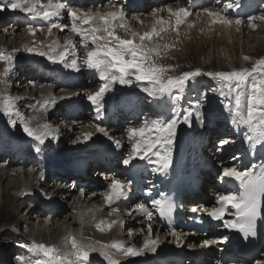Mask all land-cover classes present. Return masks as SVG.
I'll return each mask as SVG.
<instances>
[{
    "label": "bare ground",
    "instance_id": "6f19581e",
    "mask_svg": "<svg viewBox=\"0 0 264 264\" xmlns=\"http://www.w3.org/2000/svg\"><path fill=\"white\" fill-rule=\"evenodd\" d=\"M95 1L96 0H62V2L68 3L71 7L83 11L90 10L92 12L104 13V12L116 10L121 7L118 0H104L103 2H101L102 0H97L96 3ZM173 1H176L177 3L170 4L169 2V4L165 5L167 0H158V1L148 0L142 7L133 5L129 8H126V10L124 9L126 13L125 20L127 22L129 31H125V30L121 31L120 29H117V33L121 37H123L125 34L124 37H127L129 39L131 38L130 36L131 33L134 31L143 34L144 32L151 31L154 26L159 30L162 27V25L158 24L157 21L160 18H163L164 20L170 21V25H165L168 32L169 30H171V32H175L174 36L176 37L181 36V31L179 30V28L178 30L175 28V17L171 16L169 13H167V15H170L169 17L166 16L165 18L164 15L166 14V12H168L167 11L168 8L173 9V11H176L179 8H187V5L185 4L186 0H173ZM239 1L242 2V0H233V1L229 0V3L237 4ZM261 1L263 2V0H259V2ZM206 2L207 1H204V3ZM207 3L208 4L200 8H197L192 12L188 10L191 13V15H189L185 19V22L183 23L185 28H183L182 32L189 34V31L193 29L191 26L195 23V18L197 16L199 17L200 15L202 16V14L204 16L202 18H205L206 15L209 21H207L206 26H204L205 32L209 28L210 30H214V29L218 30L217 33H219L220 35V37H218L219 38L218 42L222 46L221 53L225 58L228 57L229 59H231V55L228 50L229 44L231 43L233 44V42H235L236 40L241 39L243 35L244 37L247 34H248L247 36H249V33H251V30H253L254 27H251V23H249L248 18L249 17L259 18L257 12L259 10H262L260 4L258 5V10H256V12L253 13L252 15L246 17H236L233 13L236 7H233L227 10L226 12H224L223 10H219L218 5L213 1L210 2L208 1ZM247 5H249V3H247ZM148 6H152L150 10L151 15L144 13ZM6 9L9 12L6 11ZM205 9H210L211 11L214 12H221L222 15L227 17V19L232 20L233 24L227 25V24H221L219 22L212 23V17L207 15ZM4 11L5 13H8L7 21L6 24L3 27H1L0 30H4L3 32H5V30L8 31L4 33L5 36L14 34V37H20L21 41L23 42H28L30 39L31 41H34V43H36L35 46L38 47L41 46L42 50L44 51H48L49 50L48 46L51 45L54 41H58L60 45H65L68 39H72L77 44V54L79 56H84L83 54L85 53V49L81 43V37L78 34L73 33L70 27L64 29L63 31H61L60 29H53L52 33L49 34L48 32L49 23L47 21H43L40 19L33 20L30 16H27L21 11L11 10L8 9L7 7L4 9ZM21 13L23 14V16L20 15ZM143 13L145 14V16L143 15ZM154 13H156V15H154ZM237 19L243 21L239 26H237L234 23V21ZM255 20H253L252 22H254ZM53 22L70 24V19L68 18L67 14L63 13L59 20H56L54 18ZM29 23H31L32 26L36 29L34 35L29 32L28 28L25 29L23 32H17V30L21 28L19 26L23 24L28 26ZM39 24H42V27H38L37 25ZM142 25H144L145 27L142 28L141 27ZM41 29L43 30L41 31ZM247 40L249 41L250 39L248 38ZM90 45L91 43L88 45L89 49L91 48ZM247 53L249 54L248 50L244 49L242 55L246 56ZM48 62L51 63L45 65L48 66L50 70L43 65L44 63L41 62H39V65H36V63L32 62L33 64L28 65L25 67V69H23L24 77L21 79V81L16 86V88L17 89L25 88V90H29V94L27 95L25 94V97H20L18 103L24 102L26 103V106L28 108H32L30 107L31 105L29 106L27 105V103L29 104L33 102L34 97L32 95H39V94H44L45 100H47L48 98L57 99L55 105H51L52 108L51 110H49L47 117L50 116L49 118L52 123L56 122L59 124L58 137H61L59 139H61L64 142L65 141L69 142V140H71L73 146L77 145L78 143H82L85 146H90L93 149L87 147L88 149L86 151L81 152L80 147L79 148L75 147L71 150L75 152V154H77L75 156L76 159L73 160L68 159L67 163H63L62 160L64 158H59L58 156L57 158L54 159L52 158L49 160V162H46L44 161L43 155L41 154L36 155L32 153L29 148L26 149L24 142L21 141V138L18 135H15L17 133L14 130L12 131L6 130L5 125L2 124L3 129L0 130V136L2 135V138L0 139V144L1 146H3L4 153L2 154V156H0V158L4 157L5 160H2L4 164L2 162H0V164H3L4 166L7 167L10 166V164L12 165L13 163L17 164L18 162L20 163L19 167L24 165V167L26 168L24 167L18 168L14 166L16 167V171L7 168H5V170L4 169L2 170L0 168V170L3 171L0 173V179L1 180L4 179L8 181L11 180L10 178L11 176L13 177L14 175L16 177L17 175V178L13 182L14 185L13 186L10 185L11 188L17 187L18 186L17 182H22V184H26L28 182L31 184H28V186L26 185L28 190L27 192H29L32 186H34L35 184H38L40 188L43 191H45V192L42 191L43 193H41L44 196L43 199L40 198V200L37 201L38 199L35 198L33 202L31 201L30 203L24 202V204L34 205V206H30V211H34L36 214H38V215H33L36 216L37 219L40 217L41 213H43L44 210L43 208H47L50 211L49 217H51L54 227L53 228L49 227L47 229L48 226H45L46 228L45 229L41 228L42 230L40 229V231H46V230L51 231V229L55 230L54 232L51 233V234H56V236L54 235V240L59 236L58 241L60 239L61 242L64 243L65 248L63 249L64 251L68 250L66 253L70 254L69 257L71 260L74 259V257L71 255V251H72L71 237L73 236H75L76 239L81 243L96 245L98 249L100 248L101 245H112L114 242H121L125 246L136 245L137 247H141L143 246L146 239L151 238V239L159 240V247L157 248V251L155 253H151L147 255L143 254L141 256H137L135 259H131L130 257H125L120 249L114 247H108L104 249V251H107L113 258L117 260L120 259L122 261L121 264H182L183 259L180 260V257H184V256H186V260L184 261V264L185 263L219 264V261L216 260L214 257L216 252L214 248V244L208 247L203 246L204 241L211 239L204 238V236L200 237V234L194 231L183 232L182 230L175 231L178 234V238L177 236L173 235V230L170 231L171 234L165 237V233L163 232L162 228L159 225H156L153 221L151 222V220H149L148 218L141 216L135 199L138 197L136 196L134 191L128 194V198L126 200L118 201L116 202V204L111 206L108 205L104 199L103 194L108 191L107 185L114 179H118V180L122 179L121 173L117 172V169H119L118 166L117 167L115 165L113 166L111 165V163L115 161V158L119 154H122L126 157L129 156L130 153L132 152V144L134 143L133 140H130L129 137L125 135L124 131L118 130V125H120V127L123 126L129 127L128 130L136 127V126L132 127L131 125H129L131 120L128 121L129 118H126L123 115L122 106L129 101L135 104L141 92L139 91V93H132V92H137V91H132L130 93H126L124 96H120L119 98H115L114 95H112V97H109L107 99L105 98L103 101V109L99 113L96 110V106L92 105L91 107L95 106V108L91 109L90 112V115L94 116L92 117L93 121L84 124L86 123V119H88L87 117L88 110L84 112L85 108L83 106V102H84L83 95L86 96L87 94H91L94 92L95 90L94 85L96 84L97 80H100L98 73L96 72L95 74L97 76L95 81H92V79L90 78V80L92 81L91 82L89 79H87V77L83 76L84 74H80V76H82L81 78H78L77 75L80 72L82 73V70H84L83 73H90L91 71L94 70H88L82 67L81 71L77 72L71 68L63 66V64L61 65L60 63L53 64L52 61H48ZM61 69L63 71H61ZM19 74L20 71L17 72L15 75L12 74L13 79L19 78L20 77ZM54 74L56 78L51 77ZM60 85L71 86L72 90L70 89V92L69 90H65V91L60 90L59 92L58 90L62 89V87H59ZM75 94H79V95H75ZM141 96L143 97V95ZM181 96L182 98L180 100H176L173 99L172 97H168L166 98L165 101L158 104L160 105V107H158V110L162 111V113L165 115L164 118L166 119L170 118L173 110L181 114L180 109L182 108V106H184L183 108H185V104H183V102L185 103L186 101L191 100L189 98L187 99L184 90ZM148 102H152V101L150 99H147L145 103ZM66 105H68L70 111H67V109L59 111V109L62 106L65 107ZM140 107L141 106L136 104L132 112L138 114L139 112L142 111ZM151 107L155 108L153 106ZM196 107L197 105L196 106L191 105V107L189 105V107L186 110H183L182 113L190 109H194ZM39 114L40 113H38L37 115ZM182 115L183 114H181V116ZM47 117L45 116L43 118L44 124H46L45 121ZM5 118H7V115H3V117L0 119L3 120L4 124L6 122L4 121ZM47 120L49 121V119ZM6 124L8 123L6 122ZM97 125L104 128L107 132V135L98 132ZM215 126L217 127L215 128ZM227 128L229 130V127ZM235 128H236L235 130L236 133H238L240 137H244L243 140H246L245 134L247 131V126L237 124L235 125ZM79 129L84 133H80V131H78ZM220 130H221L220 123L217 122V120L214 121L208 118L207 119L204 118V116L201 113V110L199 109V116L195 114L193 115L191 126H188L183 123L179 125L177 129L176 139L174 141V145L172 148L171 164L166 171L164 172L158 171V173H160L159 175H162L163 177H165V179H168L169 177L166 176V174L172 175L174 173L173 166L176 165L175 166L176 168L178 166L177 163L178 161L179 164L180 161L182 162V164L183 162H185L184 165L187 164L188 168L194 166L196 167V170L200 169L198 173L195 172L197 179L200 180L198 182L199 188H201L202 192L204 191L209 192V188L213 186L211 183L213 171L209 169L214 167L215 164L212 163H214L213 162V160L215 159L214 156H216L215 153L213 154V157L211 156L213 153L211 151V148H213L216 145L215 140L218 139L219 142H223L221 135L216 136V134H220L219 132ZM228 130L226 129V132H229ZM85 133H93V136L91 137V139H85L84 138ZM207 133L208 135L205 136V134ZM7 137H10L11 140H9V138ZM232 137L234 138L233 135ZM227 138H230V136H227ZM27 140L29 141V143H27L28 145H32V144L36 145L37 143V141H35L34 139L32 140L27 139ZM30 141H33V143ZM115 141L120 142L119 147L116 146ZM64 142H62L61 145L58 144L57 141L54 142L52 140L49 146L47 145L48 146L47 149H49L48 152L46 151L47 156L48 153L52 151V149H56L58 147L61 148ZM204 144H208L209 148H207L208 146L206 147L207 149L203 148ZM218 146H222L221 143L216 145V147ZM66 147L67 149H69L68 148L69 146ZM128 149H131V151L127 152ZM89 151L91 153H88ZM18 156H24V157L30 156V158L19 161L16 160ZM59 160L61 161L59 162ZM27 162H29L28 165ZM44 162L45 165L43 166L42 163ZM28 166H32V167L28 169L27 168ZM144 166L146 168L144 171L140 172V175L143 176L144 180H151L155 182L154 181L156 179L154 175L156 173L154 172L155 168L150 167L149 160L147 158L144 159ZM49 169H51L52 171L51 181L52 182L56 181L55 184L58 185L59 187L55 186L54 184L53 185L49 184L50 183L49 173H51ZM29 170L31 172L30 175H32V180L29 179V176L27 177V171ZM68 172L71 173L68 174ZM96 172L98 174H101V176L106 180V182L100 181L104 179L95 178L94 175ZM41 173H43V176L45 175V180L47 179L49 183L43 181L41 182L40 180ZM69 182L70 185L67 186ZM189 182L191 181L189 180ZM146 185L148 188L151 187L150 184H146ZM75 190L80 191L78 195H75L74 193ZM211 191H214V188ZM38 196H42V195H38ZM204 198L205 195L203 196L200 194H197L196 196H190V198L187 199L188 200L187 204L189 206H198V205L200 206L203 203H207L206 199ZM18 202H20L21 204L23 203L21 200H19ZM70 203L73 204L75 211H73V214L70 212L65 214V212H63V208L67 209V205H69ZM113 209H117V210L114 211ZM101 214L107 215V218L111 216L112 218L108 220L116 221V223L112 225L113 230L111 229L112 230L111 232L107 233L105 231H102L99 233V235L97 234L95 235V230L94 229L92 230L93 227L92 228L90 227L93 224L92 222L98 221V219L104 221L105 224L107 222V218L102 219ZM40 220H44V219H40ZM60 220L62 221L61 223H59ZM44 221H42V225L45 224L46 221L45 222ZM149 224H151L150 236L148 231ZM124 226L126 227L125 230H128V235H125L128 239L121 240L120 236H124L125 234V233L124 234L121 233L122 231H124L122 230V227ZM136 226H138V228ZM145 226H147L146 227L147 232H145L147 236H145V240H142L141 241L142 243L139 246L138 244L139 236L145 231ZM89 231H91L94 234L88 235ZM155 231L156 233L158 232L160 233L158 234L155 233V235H153ZM39 233L40 232L38 230V234ZM198 237L200 238V241L198 240ZM189 241L191 242L192 245L189 244ZM166 242H169V244L164 245ZM90 264H107V262L105 258L99 254V252H96V253H92L90 256Z\"/></svg>",
    "mask_w": 264,
    "mask_h": 264
},
{
    "label": "snow or ice",
    "instance_id": "6c2138e0",
    "mask_svg": "<svg viewBox=\"0 0 264 264\" xmlns=\"http://www.w3.org/2000/svg\"><path fill=\"white\" fill-rule=\"evenodd\" d=\"M238 6L236 3H227L224 5L223 11L226 12L228 9ZM5 7L11 10H19L33 20L47 21L49 34L52 33L53 29L63 31L70 27L73 33L81 37V43L85 49L82 61L77 54V44L72 39H68L65 45H60L58 41H54L48 46V51L37 47H28L26 50L29 53L46 57L53 63H61L77 72L81 71L82 67L95 70L102 83L97 91L87 94L86 99L96 106L98 113L103 109L106 93L116 83L132 85L134 82H141L146 85L142 91L149 97L168 96L180 100L181 94L190 80L200 75H207L218 82L217 87L211 91L218 92L221 97H229L235 94L234 107L231 101L228 105L231 123L247 126L245 139L249 142L250 153L254 155L258 147H264V58L257 60L252 68L242 67L230 71L207 73L196 69L172 76L169 75L172 65L164 66L154 59L161 54L162 47L155 42L154 38L159 37L161 32L167 31V28L161 27L158 30L154 26L151 31L143 34L132 32L131 38H122L117 33V29L129 31L123 7L101 13L78 10L68 3L62 2V0H46V2L45 0H0V11L4 10ZM167 11L175 17L177 30L191 15L187 8H179L176 11L168 8ZM64 12L67 13L70 24L53 22L54 18L59 20ZM205 12L212 17V23L233 24V21L227 19L221 12H214L210 9H205ZM248 19L251 23L257 18L249 17ZM259 19L264 20V16L259 17ZM242 22L239 19L234 21L237 26ZM157 23L170 25V21L163 18H160ZM251 26L256 27L254 23ZM28 30L33 35L35 34L36 29L31 23L28 25ZM89 43L93 45L90 49ZM163 47L169 46L163 45ZM244 59L248 60L249 57L245 56ZM0 60L8 63V68L5 70L6 74L12 71L13 53L0 50ZM242 97L246 98L244 110H242L241 104ZM37 103L40 104L41 108H46L48 105H55L56 99L49 98ZM199 107L198 104L196 108L184 112L182 116L173 110L170 118L156 119L151 122L145 120L139 128L130 129L128 136L130 140L134 141L132 153L122 163L129 165L136 158H147L150 163L156 166L157 171H166L171 164L172 148L179 125L183 123L191 126L193 115L199 116ZM0 113L9 117L21 116L14 97L9 95L0 99ZM11 123L15 126L16 120L13 119ZM22 127L28 137L33 138L41 145L49 137L58 138L59 130L52 129L48 124L33 127L28 120H24ZM97 131L107 135L106 130L99 125H97ZM92 136L93 133L84 134L85 139H91ZM115 143L117 147L120 146L119 141H115ZM36 150L39 151V148ZM41 178H43V173H41ZM221 178L237 182L239 192L226 189V194L220 195L218 198L219 207L211 211L208 209L204 211L211 218L223 221L225 228L241 233L245 240L249 237H255L257 235V222L262 218V209H264V163L255 171L251 167L242 170L234 167L223 168ZM107 187L108 191L103 196L108 205H114L116 202L128 198L130 185L124 184L121 180L114 179ZM150 204L152 209L161 217H170L176 208L175 202L167 196L152 199ZM229 207L235 209L234 218L225 220L224 217ZM138 209L149 220L152 219L153 212L149 210L148 206L139 204ZM192 211L196 212L197 209L194 208ZM104 223V221L98 223L97 228L104 231V227L101 226ZM114 223L116 221L107 223V228L110 229ZM148 231L151 235V224L148 225ZM173 235L178 238L175 230H173ZM227 239V236L223 237L224 241ZM214 243L217 241L206 240L203 246L208 247ZM71 245V255L74 259L66 261L64 254L56 246L33 242L31 251L39 253L43 257V259H37L34 264H90V256L96 252L105 258L107 264H121V261L113 258L104 249L114 247L120 249L125 257H136L145 252L155 253L159 247V240L146 239L141 247L136 245L125 246L121 242H114L112 245H101L98 249L96 245L81 243L73 236L71 237ZM255 264H264V260H257Z\"/></svg>",
    "mask_w": 264,
    "mask_h": 264
},
{
    "label": "rangeland",
    "instance_id": "374dc122",
    "mask_svg": "<svg viewBox=\"0 0 264 264\" xmlns=\"http://www.w3.org/2000/svg\"><path fill=\"white\" fill-rule=\"evenodd\" d=\"M103 1L104 0H102L101 2H103ZM169 2H170V4L171 3H174V4L177 3L176 1H173V0H169V1L167 0L165 5L169 4ZM227 3H229V0H222V3L218 6V9L223 10L224 5ZM175 6H177V5H175ZM260 7L262 10H259L257 12L259 17L264 16V0H263V2L261 1ZM151 8H152V6H148L144 13L151 15L150 14ZM6 11H8V10L6 9ZM144 13H143V15L145 16ZM167 13L168 12H166V14L164 15L165 18H166V16L167 17L170 16V15H167ZM64 14H67V13L64 12ZM7 15H8V13H5L4 10L0 11V29H1V27H3L6 24ZM254 15H256V14H254ZM202 17H204L203 14H202V16L200 15L199 17L197 16L195 18V23L193 24L194 26L193 25L191 26L193 28L191 30L192 32L189 31V34L182 32L183 28H185L184 24H183V25H180V27H179V30L181 31V36H178V34H177L178 37H176V36H174L175 32H171V30H169L171 35H173V36H171L167 30V32L166 31L162 32L159 37L154 38L155 42L162 46L161 47V54L158 57H154V59L157 61V63L162 64L164 66H168V65L173 66L169 72V75L176 76V75H179L183 72L194 71L196 69H200L203 73H207V72H218V71H230L233 69H240L242 67L243 68H252L257 60L264 58V20H261V19L255 17V18H257V20H255L254 22H251V24L254 23L256 25V27H254V29L251 30V33L248 32L249 36H247L248 35L247 34L244 37V35L242 34L243 37H241V39L236 40L235 42H233V44L232 43L229 44L228 50H229L230 55H231V59H229L228 57L225 58L223 56V54L221 53L222 46L218 42V39H219L218 37H220L219 33H217L218 30L214 29L215 30L214 31V30H210V28H209L205 32L204 26H206V23L209 20H208L206 15H205V18H202ZM201 19H203V20H201ZM199 20L202 24L203 23L204 24L202 25L199 22ZM37 26L42 27V24H39ZM196 26H197V28H196ZM19 27H21V28H19L17 30V32H23L25 29L28 28V26L25 24H23ZM141 27L144 28L145 26L142 25ZM162 27H166V26L162 25ZM137 29H139V28H137ZM120 30L123 31L124 29H120ZM3 31L4 30H0V50L13 53L14 62H13L12 71H10L6 74L5 70L8 68V63L6 61L0 60V99H2L3 97L9 96V95L14 97L16 107L18 108L19 112L21 113V116H13V117L7 116V118H5L4 121H6L8 124H6V122L4 124L3 120H0L1 121L0 126L2 127V124H3V125H5L6 130H8V131L14 130L17 133V134L14 133L15 135H18L19 137H22L25 139H29L28 136L23 131L22 126H23L24 120H28L30 122L31 126H33V127H36L38 125H42V124H44L43 118L45 116L47 117L48 112H49V110H51L52 107H51V105H48L46 107V109L41 108L40 104L37 103V102L45 101L44 94L32 95L30 93L34 97V99H33V102H31L29 104L27 103V105H29V106L31 105L30 107H32V108H28L26 106V103H24V102L18 103V100L20 99V97H25V94L26 95L29 94V90H25V88L24 89H21V88L17 89L16 86L19 84L21 79L24 77L23 69H25L26 66L33 64L32 62H34L36 64H39V62L44 63V64H48L51 62H48L49 60H47L46 57L40 56L36 53H29L26 50L28 47H37V48H40L42 50L41 46H39V47L35 46L36 43H34V41H31L29 39L28 42H23V41H21L20 37H14V34L9 35V36H5L4 33L8 32V31L7 30H5V32H3ZM134 32H137V31H134ZM130 33H131V31H130ZM165 33H167V34H165ZM124 36H125V34H124ZM124 36L122 38L128 39L127 37H124ZM248 38L250 39L249 41L247 40ZM163 45H168L169 47L164 48ZM90 47H93V46L90 45ZM244 49L248 50V52H249V54L247 53V55H246L247 57H249L248 60H245L244 59L245 56L242 55V52H244ZM79 57H80L81 61L84 58V56H79ZM60 65H61V63H60ZM19 71H20V74H19L20 77L13 79L12 74L15 75ZM90 73H92L91 79L92 78L96 79L97 76L95 75L96 74L95 70L91 71ZM55 74L52 75L51 77L56 78ZM83 76L86 77V73H84ZM87 79L90 80L89 77ZM257 80H259V77H257ZM97 81L98 82L96 84L99 83V85H94V87H96L94 92L98 90L100 84L102 83V81H100V80H97ZM217 84H218V82L215 79L208 77L207 75H200V76H197L194 79L190 80L188 82V84L186 85V87L184 88V91L186 93L187 99L189 98L191 100L186 101L185 103L183 102V104H185V108H183L184 106H182V108L180 109L181 114H183L182 111L186 110L189 107V105L191 107V105L196 106V105L200 104L199 109L201 110L202 115L206 119L208 118V119H211L214 121H216L218 119V121H220L219 120L220 116L228 118V116H226V115H228V113L230 114L229 117H231V113L229 112L228 105L231 101L233 103V107H234L235 94H233L232 96H229V97H221L218 92L211 91V89L217 87ZM112 86L117 89V94L115 95L113 92L110 91L111 92L110 94L107 95V93H106V95H107L105 97L106 99L109 97H112V95H114L115 98H119L117 96L120 94V93H118L119 91H121V93H125L126 91H127L126 93H130L132 91H137V92H132V93H139V91H140L141 94L143 95V97H144V95H147L145 92L142 91L143 87H145L146 85L144 83H141V82H134L132 85H120L119 83H116ZM59 87H62V89L58 90L59 92H60V90H62V91L69 90V92H70V89L72 90V87L67 86V85H60ZM191 87H192V89H191ZM30 91H31V89H30ZM166 98H168V96L160 97L158 99L159 100L163 99L165 101ZM143 99H146V98H143ZM83 101H84L83 106H84V108H86V109H84V112H86V110H88V113H87L88 119H86V123H84V124H87V123H90L91 121H93L92 117H94V116L90 115L92 105L88 108L87 103L89 101L86 99L85 95H83ZM186 103H187V105H186ZM241 104H242V110H244L245 105H246V98L245 97L241 98ZM37 109H39V110H37ZM64 109H67V111H70L68 108V105H66L65 107L62 106L59 109V111L64 110ZM206 112H208L207 115H205ZM38 113H40V114L37 115ZM143 113H144V116H145V114L148 115V117L145 118V120H147L149 122H151L152 120H156V119H163L165 117L164 114L162 115V117L160 116L161 114H159V115L157 114L155 116L156 117L155 118L153 112L152 111L150 112L149 107H144ZM224 113H226V115ZM151 114L153 117H151ZM3 115H5V114L0 113V119L3 117ZM213 115L216 117L214 118ZM49 117L50 116L47 117V119H49V121L47 119L45 121L46 124L50 125L52 129H58L59 124L56 122L52 123ZM13 119L16 120L15 126H13V124L11 123V121ZM164 119H166V118H164ZM144 121H142L141 123H137L136 125H138V126H136L134 128H139L143 124ZM60 124H62V123H60ZM78 131H80V133H84L80 129ZM128 132H129V130H127V132H125V135L127 137H129ZM58 136H59V133H58ZM1 138H2V135L0 136V139ZM59 138H61V137H58L56 139L49 137L46 139V141L42 145L39 144L38 142H37L38 144L36 143V145L38 146L37 148H39V151L37 154L43 155L44 161L49 162L50 159H52V158L54 159V158H57L59 156V158H64L62 160L63 163H67L68 159H71V160L76 159L75 156L77 154H75V152H73L71 149H73L75 147H77V148L80 147V149H81L80 151L82 152V150H86V149H88L87 147H90V146H85L82 143H78L77 145L73 146L71 143V140H69V142H66V141L64 142ZM52 140L54 142L57 141L58 144H61V145H62V142H64V143H63V146L61 148L58 147L56 149H52V151H50L48 153V156H47V152L49 151V149H47V148H48L50 142H52ZM26 142L29 143L28 140H26ZM30 142L33 143V141H30ZM66 143H68V144H66ZM70 145H72V146H70ZM66 146H69L68 147L69 149H67ZM64 147H65V149H64ZM30 148L37 149V148H33L32 145H30ZM26 149H28V148L26 147ZM90 149H93V148L90 147ZM88 153H91V152L89 151ZM0 160H1L0 162H2V160H5V158L2 157V158H0ZM60 161L61 160H59V162ZM24 163H26V162H24ZM28 163L29 162H27V165H28ZM3 164H0V168L2 170L3 169L5 170V168H7V169H11V170L16 171V167H18V168L24 167V165L19 167L20 163H18V162H17V164L13 163V165L10 164V166H7V167L4 166ZM42 165L44 166L45 162L42 163ZM14 166H16V167H14ZM31 167L32 166H28L27 168L30 169ZM24 168H26V167H24ZM2 170H0V173L3 172ZM30 173H31L30 170L27 171V177L29 176V179L32 180V175H30ZM49 176H50L49 177L50 183L47 179L45 180V175L43 176V178L40 177L41 182L43 181V182H47L51 185L54 184L55 186H58L55 184L56 181L55 182L51 181L52 172L49 173ZM94 177L98 178V179H102L101 174H98L97 172L95 173ZM10 178H11V180H8L9 182L7 180H4V179L1 180L0 179V264H34V262L37 259H43L41 254L31 251V246H32L33 242L39 243V244H45V245H49V246L54 245L58 249L61 250V252L64 254V256L66 258V261L71 260L69 257L70 254L66 253L68 250L64 251V249H63V248H65L64 243L61 242L60 239H59L60 242L58 241L59 236H58V238H55V240H54V235L56 236V234H51V233L54 232L55 230L51 229V231L50 230L40 231L41 228L45 229L46 228L45 226H48L47 229L49 227H51V228L54 227V224L52 223L51 217H49L50 211L47 208H43L44 209L43 213H41L40 217L37 219V217L33 216V215H38V214H36L34 211H30V206H34V205L24 204V202H28V203H30V201L33 202V200L35 198L38 199L37 201H39L40 198L43 199L44 196L41 193H43L45 191H43L38 184H35L34 186H32L31 190L29 192H27L28 191L27 186H28V184H31L28 182L26 184H22V182H17L18 186L15 188H11V186L14 185L13 182L17 178V175H16V177L13 175V177L11 176ZM214 180H215V176L212 177V182ZM58 183H59V180H58ZM69 185H70V182L68 183L67 186H69ZM79 192H80L79 190H75L74 193H75V195H78ZM38 195H42V196H38ZM19 200H21L23 202L22 203L23 205L20 202H18ZM73 211H75V209H74L72 203L67 205V209L63 208V212H65V214L69 213V212L73 214ZM101 218L106 219L107 215L103 214ZM111 218H112L111 216H109L107 218L106 224L109 222H112V221L108 220ZM40 219H44L46 222L44 220H40ZM42 221H44L46 225L45 224L42 225ZM61 222L62 221L60 220L59 223H61ZM100 222H101V220L98 219V221H93L92 222L93 224L91 223L92 226H90V227L91 228L93 227L92 230L93 229L95 230V235L96 234L99 235V233L102 232L99 228H97V224ZM106 224L104 223L101 226L104 227L105 232L109 233L113 230L112 229L113 226L110 229H108V228H106L107 227ZM28 227H29V229H28ZM136 227L138 228V226H136ZM146 227L147 226H145V231L143 229L144 232L139 236V241H138L139 246L142 243L141 241L145 240V236H147V234L145 233V232H147ZM125 228H126L125 226L122 227V230H124L125 232L122 231L121 233L122 234L125 233V234H124V236H120L121 240L122 239H128L125 236V235H128V230H125ZM38 230L40 232L39 234H38ZM134 232H136V231H134ZM134 232H132V233H134ZM164 233H165V237L169 235V233H167V232H164ZM91 234H94V233L89 231L88 235H91ZM170 234H171V232H170ZM153 235H155V233ZM196 243H198V242H196ZM168 244H169V242H166L164 245H168ZM189 244L192 245L190 241H189ZM151 253L152 252H145L144 254L147 255V254H151ZM136 257H130V258L135 259ZM119 261H121V260L119 259ZM121 263H122V261H121ZM185 264H188V263H185Z\"/></svg>",
    "mask_w": 264,
    "mask_h": 264
},
{
    "label": "trees",
    "instance_id": "16d2710c",
    "mask_svg": "<svg viewBox=\"0 0 264 264\" xmlns=\"http://www.w3.org/2000/svg\"><path fill=\"white\" fill-rule=\"evenodd\" d=\"M87 150V149H86ZM86 150H82V151H86Z\"/></svg>",
    "mask_w": 264,
    "mask_h": 264
}]
</instances>
